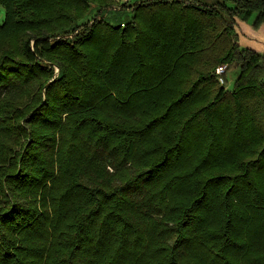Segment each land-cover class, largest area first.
<instances>
[{
    "label": "trees",
    "instance_id": "trees-1",
    "mask_svg": "<svg viewBox=\"0 0 264 264\" xmlns=\"http://www.w3.org/2000/svg\"><path fill=\"white\" fill-rule=\"evenodd\" d=\"M0 5V264H264V0Z\"/></svg>",
    "mask_w": 264,
    "mask_h": 264
},
{
    "label": "rangeland",
    "instance_id": "rangeland-1",
    "mask_svg": "<svg viewBox=\"0 0 264 264\" xmlns=\"http://www.w3.org/2000/svg\"><path fill=\"white\" fill-rule=\"evenodd\" d=\"M102 15H104L113 24H118L122 21L127 20L131 15V11L126 10V9H123V10L111 9V10L103 11ZM91 16H92V14H91ZM91 16H89V17L91 18ZM2 19H3V8L0 5V22L2 21ZM91 20H92V18L90 20H88V22L90 23ZM241 44L244 45L245 43H241ZM234 76H235V71H229L227 73L229 86L232 83ZM218 84H219V86H222L220 83H218ZM223 85H225V88L227 89V85L226 84H223Z\"/></svg>",
    "mask_w": 264,
    "mask_h": 264
},
{
    "label": "built area",
    "instance_id": "built-area-1",
    "mask_svg": "<svg viewBox=\"0 0 264 264\" xmlns=\"http://www.w3.org/2000/svg\"><path fill=\"white\" fill-rule=\"evenodd\" d=\"M129 2V0H116L117 5H115V7H119L122 4H125ZM225 72V65H220L218 66L217 70H216V74H217V82L220 83L221 85L223 84V79L221 77V74Z\"/></svg>",
    "mask_w": 264,
    "mask_h": 264
}]
</instances>
